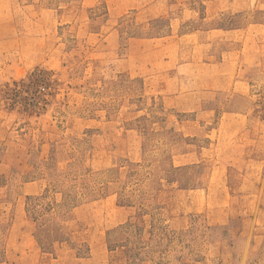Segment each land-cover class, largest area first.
Masks as SVG:
<instances>
[{
  "label": "rangeland",
  "instance_id": "rangeland-1",
  "mask_svg": "<svg viewBox=\"0 0 264 264\" xmlns=\"http://www.w3.org/2000/svg\"><path fill=\"white\" fill-rule=\"evenodd\" d=\"M0 264H264V0H0Z\"/></svg>",
  "mask_w": 264,
  "mask_h": 264
},
{
  "label": "trees",
  "instance_id": "trees-1",
  "mask_svg": "<svg viewBox=\"0 0 264 264\" xmlns=\"http://www.w3.org/2000/svg\"><path fill=\"white\" fill-rule=\"evenodd\" d=\"M36 76H37V73L36 72L28 76V78L30 80V84L35 83L37 81ZM14 84H15V88L12 89L13 90L12 92L17 91L19 86H24L26 83H25V80L22 79L20 81L14 82Z\"/></svg>",
  "mask_w": 264,
  "mask_h": 264
}]
</instances>
